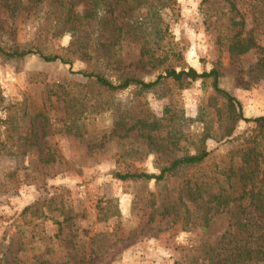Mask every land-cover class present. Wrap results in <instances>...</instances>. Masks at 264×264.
<instances>
[{"label": "rangeland", "instance_id": "rangeland-1", "mask_svg": "<svg viewBox=\"0 0 264 264\" xmlns=\"http://www.w3.org/2000/svg\"><path fill=\"white\" fill-rule=\"evenodd\" d=\"M152 1L160 10L145 50L146 41L125 36L114 48L116 62L101 72L112 81L134 76L150 83L168 66L198 73L216 67L244 117H264V54L255 48L235 55L227 46L243 22L242 37L264 48V0H234L235 12L223 0H177L167 8ZM3 4L0 48L72 63L0 54V264H209L206 252L235 227L239 209L215 215L204 231L191 208L195 183L220 179L252 146L256 125L240 120L231 127L228 105L209 83L185 78L184 88L168 81L151 92L107 91L77 74L99 65L67 52L72 38L57 27L54 10L29 7L13 15ZM203 148L211 156L202 166L161 182L115 177L159 174Z\"/></svg>", "mask_w": 264, "mask_h": 264}, {"label": "trees", "instance_id": "trees-1", "mask_svg": "<svg viewBox=\"0 0 264 264\" xmlns=\"http://www.w3.org/2000/svg\"><path fill=\"white\" fill-rule=\"evenodd\" d=\"M164 3V7H171L177 0H158ZM158 2V3H159ZM230 4L231 11H237L234 0H223ZM10 14L17 15L26 11L29 7L42 10L48 6L54 10L55 22L63 34H69L72 38L67 52L76 58L89 64L92 60L99 65L93 71H80L77 74L94 82L107 91H125L131 87L139 88L144 92H151L163 86L168 81L176 83L180 88L185 86V78L190 83L200 81L202 84L209 83L213 91L226 101L227 113L231 127L243 120L256 125L250 136L248 146L241 149L237 161L231 162L227 169H223L218 177H207L206 181L196 182L197 216L201 217V226L206 231L215 215H229L235 207L239 209L236 213L235 227L225 231L219 242L211 248L205 260L209 264H264V117L247 119L244 117L240 103L228 91L220 86L221 71L213 68L210 72L198 73L190 68L177 71L168 66L162 74L154 81L146 83L134 76H122L116 81L101 72L107 65L116 62V43L125 36L134 37L142 43L141 50H145L148 37L156 33L157 16L160 6H155L154 1L149 0H30L29 5H24L18 0H4L2 5ZM233 20V18L231 19ZM241 30L233 36L227 44L229 52L235 55H246L255 48L264 54V48L255 44L250 35L242 37ZM3 56L22 59L31 54H39L46 62L61 61L70 65L72 60L61 55H45L39 51H13L6 52L0 48ZM175 56V55H173ZM264 56V55H263ZM95 66V65H94ZM264 67V57L260 61ZM188 81V82H189ZM145 128L148 124L141 123ZM159 123H152L153 130H157ZM134 128L131 129V131ZM209 138V137H208ZM211 152L203 148L199 152L175 159L168 166L162 168L159 174H150L143 171L116 172L115 177L123 182L126 181H152L161 182L169 177H174L181 169L202 166ZM218 183L216 190H209L208 182ZM185 192V191H183ZM186 193V192H185ZM191 195V194H187ZM186 195L181 199L186 200ZM186 210L189 209L187 201L184 202ZM183 205V206H184ZM176 208V206L172 207ZM253 210H249L252 209ZM164 210H170L164 207ZM249 210V211H247ZM258 218L261 224L252 217ZM249 216L242 220L243 216ZM210 216V217H209ZM252 220V221H251ZM198 226V225H197ZM205 252V251H204Z\"/></svg>", "mask_w": 264, "mask_h": 264}]
</instances>
